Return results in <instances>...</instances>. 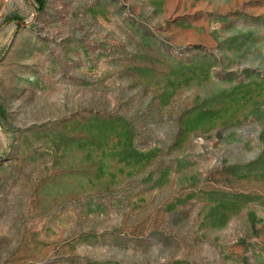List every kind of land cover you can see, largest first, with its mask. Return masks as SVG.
I'll use <instances>...</instances> for the list:
<instances>
[{
    "label": "rangeland",
    "instance_id": "obj_1",
    "mask_svg": "<svg viewBox=\"0 0 264 264\" xmlns=\"http://www.w3.org/2000/svg\"><path fill=\"white\" fill-rule=\"evenodd\" d=\"M0 264H264V0H0Z\"/></svg>",
    "mask_w": 264,
    "mask_h": 264
},
{
    "label": "trees",
    "instance_id": "obj_2",
    "mask_svg": "<svg viewBox=\"0 0 264 264\" xmlns=\"http://www.w3.org/2000/svg\"><path fill=\"white\" fill-rule=\"evenodd\" d=\"M37 2H39L40 4H42L43 3V0H36Z\"/></svg>",
    "mask_w": 264,
    "mask_h": 264
},
{
    "label": "water",
    "instance_id": "obj_3",
    "mask_svg": "<svg viewBox=\"0 0 264 264\" xmlns=\"http://www.w3.org/2000/svg\"><path fill=\"white\" fill-rule=\"evenodd\" d=\"M20 23H22V24L26 25V24H25V23H23L22 21H20Z\"/></svg>",
    "mask_w": 264,
    "mask_h": 264
}]
</instances>
